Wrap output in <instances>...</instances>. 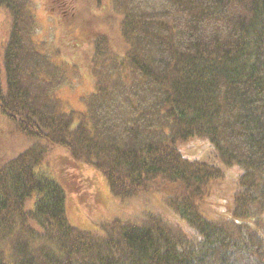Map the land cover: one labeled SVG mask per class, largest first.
<instances>
[{"label":"trees","instance_id":"trees-1","mask_svg":"<svg viewBox=\"0 0 264 264\" xmlns=\"http://www.w3.org/2000/svg\"><path fill=\"white\" fill-rule=\"evenodd\" d=\"M42 5L51 52L33 0H0V119L28 142L0 157V264H264V0Z\"/></svg>","mask_w":264,"mask_h":264},{"label":"rangeland","instance_id":"rangeland-1","mask_svg":"<svg viewBox=\"0 0 264 264\" xmlns=\"http://www.w3.org/2000/svg\"><path fill=\"white\" fill-rule=\"evenodd\" d=\"M42 3L43 0H33V9L35 14L34 16L37 22L36 37L38 38V40L47 42L48 45H46L50 48L51 52L52 46L54 48L57 43V28L54 18L46 13ZM57 58L66 67H73L74 70L78 69L79 71L82 70L83 62L81 57L69 55L68 51L64 50V52H61ZM91 89H93V85L91 75L88 72V76H85V74L74 75L73 82L71 83V85L62 86L57 91V95L59 99H61L67 104V108H65L66 111L74 110L77 112H82L84 110V104L80 100V96L90 92ZM16 135L19 136L20 141L16 139L18 138ZM27 146L28 142L26 141V139L23 138L22 134L18 131L15 134L13 128L9 126L6 121L2 122L0 119V157L10 159ZM208 150L209 147L206 143L205 145H202L201 142L198 144L197 141H194L186 146L184 154L190 158H202L208 154ZM58 163H60L59 159ZM87 181L88 185H91V183H93V187L97 191L100 190L98 185H96L97 181L95 180L92 174H88ZM112 203V200L108 202L107 207ZM127 207L128 204H125V206H123L122 204H118L116 209L107 208V214L111 217L116 218L121 217L120 214L132 215L137 213L136 210L130 212Z\"/></svg>","mask_w":264,"mask_h":264}]
</instances>
